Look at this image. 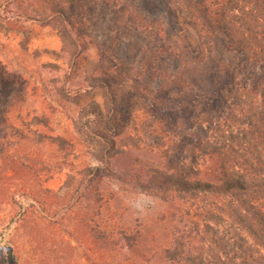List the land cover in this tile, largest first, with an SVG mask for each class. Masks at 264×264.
<instances>
[{"label": "rangeland", "instance_id": "1", "mask_svg": "<svg viewBox=\"0 0 264 264\" xmlns=\"http://www.w3.org/2000/svg\"><path fill=\"white\" fill-rule=\"evenodd\" d=\"M217 1L207 4L215 10ZM69 9L80 22L71 30L76 56L47 2L0 0V236L10 237L7 246L0 239V264H92L90 224L105 220L137 238L115 260L96 253L98 264L125 256L124 264H189L202 244L203 198L221 199L179 200L138 184L171 162L214 181V164L192 144L229 115L224 90L251 84L260 64L230 50L224 33L198 32L178 0H82ZM98 166L100 177L83 175ZM141 191L158 202L144 219L125 202ZM177 241L182 255L172 262L164 249Z\"/></svg>", "mask_w": 264, "mask_h": 264}, {"label": "trees", "instance_id": "2", "mask_svg": "<svg viewBox=\"0 0 264 264\" xmlns=\"http://www.w3.org/2000/svg\"><path fill=\"white\" fill-rule=\"evenodd\" d=\"M44 1L52 12L50 22L61 26L66 22L67 28L64 27L60 34L71 48V55L76 56L77 43L71 30L79 21L70 17L69 8L82 0ZM178 2L185 11L188 23L198 32L208 35L224 33L228 37L229 49L241 53L247 60L259 63L261 72L251 84L241 86L237 82L236 87L224 90L229 115L222 118L220 123L210 124L212 133L209 138L192 144L194 150L206 155L214 164L215 169L211 173L215 177L214 181L192 176L194 171L186 163L171 162V166L155 172L154 178L141 181L138 186L142 190L163 196L170 193L172 198L179 200L200 196L221 199L219 203L212 205L203 198L208 206H204L201 212L204 223L201 230H197L202 244L198 254L187 256L185 262L264 264V0H218L215 2L218 5L215 10L207 4L208 0ZM125 10L123 8V12ZM76 32L80 33L79 30ZM94 113L98 119L101 118L102 125L108 128L106 120L102 119L104 114L95 110ZM33 120L47 126L44 118L34 116ZM4 123L7 124V121ZM13 129L16 134H23L20 128ZM34 133H37L38 138L45 137L40 132ZM56 139L60 145L67 143L60 136ZM111 155L107 152V156ZM101 161L107 164L109 160L104 156ZM100 170V166L87 167L82 173L84 176L92 175L93 180L102 175ZM31 197L27 195V199ZM90 225V236L92 244L94 243L93 256H89L92 264H98L94 255L101 250L110 256V260H115L123 247L135 249L133 247L137 235L127 233L125 227L111 225L108 220L103 222V227L94 221ZM184 237L190 238V232ZM0 239L4 240L6 246L10 243L9 234L5 237L1 235ZM176 243L177 245L164 249L166 257L172 262L177 261L179 253L182 255L181 250H178L179 247L182 248V244L178 241ZM120 260L125 263L129 261L127 256Z\"/></svg>", "mask_w": 264, "mask_h": 264}, {"label": "clouds", "instance_id": "3", "mask_svg": "<svg viewBox=\"0 0 264 264\" xmlns=\"http://www.w3.org/2000/svg\"><path fill=\"white\" fill-rule=\"evenodd\" d=\"M125 202L133 218L144 219L158 209L157 197L150 192L141 191L138 195L127 198Z\"/></svg>", "mask_w": 264, "mask_h": 264}]
</instances>
